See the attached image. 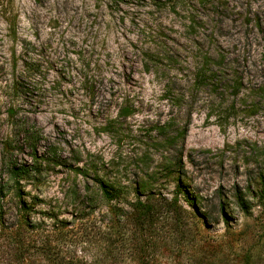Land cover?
I'll use <instances>...</instances> for the list:
<instances>
[{
	"label": "rangeland",
	"instance_id": "374dc122",
	"mask_svg": "<svg viewBox=\"0 0 264 264\" xmlns=\"http://www.w3.org/2000/svg\"><path fill=\"white\" fill-rule=\"evenodd\" d=\"M0 264H264V0H0Z\"/></svg>",
	"mask_w": 264,
	"mask_h": 264
},
{
	"label": "trees",
	"instance_id": "16d2710c",
	"mask_svg": "<svg viewBox=\"0 0 264 264\" xmlns=\"http://www.w3.org/2000/svg\"><path fill=\"white\" fill-rule=\"evenodd\" d=\"M206 65L205 67L201 68V70H199L197 77L194 79V82L196 83V85H200V86H204L206 88L209 89L210 92H212L213 94H218L219 88L216 85H223L222 90H226V89H231V90H236L237 88V81L233 80L232 82L230 80H227L225 78H221V76H216V70H214L212 68V65H220L219 60L214 59L210 56L206 57ZM218 79V80H217ZM216 81L218 83H216ZM228 109L230 110L231 107L230 105H228L227 107H225L224 109ZM187 125H184L183 127L177 128L175 130V134L177 139H181L184 137V135H186L187 132ZM178 162L180 163V159L178 158V160H174L172 162L173 166H177ZM107 170V166L105 167L104 164H101V167L99 165L96 166V164L93 166L92 168V172L94 173V176L99 177L100 175L103 177L108 176L106 173ZM90 171V169H89ZM82 175L88 174V173H84V171H81ZM96 177V182L98 183L100 190L102 192V194L104 195V197H106L107 199H113V198H117L119 196V194L121 193L120 191V184L117 181H109V180H104L103 178H97ZM152 183L150 181H144L141 180L140 182L136 183L135 187H134V192H151L152 190Z\"/></svg>",
	"mask_w": 264,
	"mask_h": 264
}]
</instances>
